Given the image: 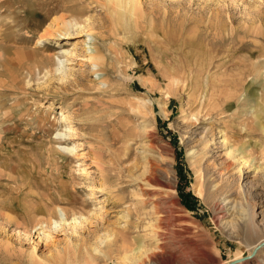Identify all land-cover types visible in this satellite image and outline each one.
I'll use <instances>...</instances> for the list:
<instances>
[{
  "label": "rangeland",
  "instance_id": "rangeland-1",
  "mask_svg": "<svg viewBox=\"0 0 264 264\" xmlns=\"http://www.w3.org/2000/svg\"><path fill=\"white\" fill-rule=\"evenodd\" d=\"M128 2L0 0V264H264V0Z\"/></svg>",
  "mask_w": 264,
  "mask_h": 264
},
{
  "label": "bare ground",
  "instance_id": "bare-ground-1",
  "mask_svg": "<svg viewBox=\"0 0 264 264\" xmlns=\"http://www.w3.org/2000/svg\"><path fill=\"white\" fill-rule=\"evenodd\" d=\"M118 1V0H117ZM137 8H138V4H137V0H129V2H128V10H129V12L130 13H135V11L137 10ZM54 27V31L55 32H59V33H61V32H68L69 30H70V28L72 29L73 28V26L71 25V23L70 22H62V24H61V26H60V24H59V22H51L50 24H49V26H48V28L47 29H49V28H53ZM77 27V26H76ZM80 28V29H79ZM46 29V30H47ZM84 29V27H82L81 25H79V27L78 28H76L75 30L77 31V32H82V30ZM88 33H90V37L92 36V34H93V31L90 29V30H88ZM90 42V41H89ZM88 50H89V58L91 59V60H93L94 61V65H99V63L97 62L99 59H100V55L98 54V52L96 51V49H95V47H92L91 45H89V47L87 48ZM67 53H72L71 51H67ZM209 57V56H208ZM26 58V57H25ZM96 61V62H95ZM204 61V60H203ZM59 64V63H58ZM190 69V68H189ZM56 70H58V71H61L62 72V70H63V66H62V62L59 64V66L56 68ZM209 70V69H208ZM95 73H97L96 71H95ZM189 73H190V71H189ZM189 78V77H188ZM176 79H178V78H176ZM190 79L192 80V82H191V84L193 83H196V85H198V81L199 80H197L196 81V76H191L190 77ZM203 80V79H202ZM208 81V80H207ZM100 83H105V81L104 80H101V82ZM205 85H206V83H205ZM213 85V84H212ZM185 86H186V84H185ZM194 86V85H193ZM215 86H216V84H215ZM209 88V87H208ZM214 88V87H213ZM212 88V89H213ZM194 89V88H193ZM211 89V88H210ZM211 89V90H212ZM227 89V88H226ZM231 90V89H230ZM232 91V90H231ZM230 91V92H231ZM215 92V91H214ZM194 94L196 93V91L195 92H193ZM236 93V92H235ZM211 94H213V93H211ZM225 95V94H224ZM249 95H250V97H249V99H253V101H254V103H255V105H254V109H255V113L252 115V117H246L245 115H243V118H245L246 120H245V123H244V121H243V123H244V125L246 126V128L245 129H251V128H254L255 126L257 127V128H259V129H261L262 130V128L264 129V105L263 104H261L260 102H258V98L256 97V96H254V92L253 91H251L250 93H249ZM229 95H227L226 94V96H224V97H228ZM208 98V97H207ZM209 99H210V97H209ZM209 101V100H208ZM201 112V111H200ZM198 113H199V111H198ZM224 113H225V111L224 110H219V112H217V114H219V115H224ZM210 113H208V115H209ZM61 115H63V113L61 114ZM66 116V115H65ZM65 116L63 115V117L65 118ZM194 118H195V123L196 124H198L199 122H198V117L196 116V115H192ZM199 116V115H198ZM222 117H224V116H222ZM63 118V119H64ZM62 119V120H63ZM198 122V123H197ZM75 128H72V130H74ZM224 132V131H223ZM57 135H60V133H57ZM62 135H64L63 133H62ZM242 137H244L245 138V136H242ZM227 138H228V136L225 134V133H223V142H224V144L227 142ZM232 144V147L230 148V151H229V154H230V156L233 158V160L234 159H236L237 161L238 160H240V164H241V166L239 167V177L240 178H242L243 180L244 179H249V178H253V177H255L254 175H250L249 174V172H250V170H248V169H251V167H252V172H254V173H256V174H258V173H260V172H262L263 171V169H264V144L263 143H257L256 144V152H258V154H259V156H260V162L259 163H255V162H253L251 159H249V158H247V157H243L245 154H247V152H246V147L245 146H242V147H240V150H239V146H236L234 143H231ZM74 149H75V147L74 146H65V147H63V148H61V150H63V151H65V152H67V153H72V152H74ZM237 150H239V153H241V155L238 153L236 156H234V153L237 151ZM206 151V150H205ZM201 152V151H200ZM202 152H204V151H202ZM201 152V153H202ZM208 152V151H207ZM205 159V158H204ZM203 160V159H202ZM151 164V163H150ZM149 164V167H150V170L151 171H149L148 170V168H147V170L150 172V174H149V176L148 177H146V179H145V177H144V179L146 180V182H147V184H150V182H152V178H154V177H152V176H150L151 175V173H152V171L154 172V170L152 169L153 168V164L152 165H150ZM229 166H230V164H228V165H226L224 168L225 169H228L229 168ZM248 170V171H247ZM147 172V171H146ZM148 172V173H149ZM146 174V173H145ZM155 179V178H154ZM152 184V183H151ZM147 187H149V186H147ZM154 187V186H153ZM150 188V187H149ZM216 189V191L219 193V195H224V194H226V193H228L229 192V190H228V188H227V185L226 184H224V183H221L220 185H217V187L215 188ZM151 190V192H154L153 191V189H150ZM148 192V191H147ZM150 192V193H151ZM145 194V193H144ZM146 195H149L148 193L146 194ZM60 211H62V209H59ZM62 214L65 216V213L62 211ZM63 217V216H62ZM61 220H63L64 222L67 220L65 217L63 218V219H61ZM46 221V220H45ZM72 221H74V222H76V218L75 217H73V219H72ZM42 222H44V220L43 221H41V223ZM45 223V222H44ZM58 221H54V224H55V226H57L58 225ZM253 225V221L251 220V222H250V226H252ZM117 233H114V232H112V233H109L108 231L105 233V238H104V241L105 240H109V243L111 242L110 240H111V238H112V241H115L116 239H119V240H121V242L122 243H127V240L129 239L126 235H125V233H124V231L122 230V231H116ZM155 236H157V238H155L154 237V239H156V243L154 244V246H155V252L154 253H152L151 255L150 254H148V250H146V249H144V246L143 245H137V246H135V247H132V248H130L129 250H127L125 253H124V256H125V259H126V261H129V262H131V263H134V262H144V258L145 257H147V258H149V257H151V256H154V257H156V256H158V258H156V260L158 259V260H160L161 262H163V259H164V256H169V260L170 261H174L175 260V258H176V256L175 255H173L172 253L170 254H168V252H167V250L168 249H170V246L168 245V241L166 240V238L165 239H163L162 237H160L161 236V234L160 233H155ZM132 240H136L137 239V237L135 238V237H132L131 238ZM104 241H101L102 243L104 242ZM155 241V240H154ZM263 242H264V239L263 240H261V241H259L258 243H257V245H259V244H263ZM142 243V242H141ZM129 246H130V244H129ZM146 248V247H145ZM253 249V248H252ZM154 254V255H153ZM247 256V255H246ZM151 259H152V257H151ZM241 259V258H240ZM149 260H150V258H149ZM165 260V259H164ZM236 260H239V259H236ZM159 261V262H160ZM158 262V263H159ZM145 263V262H144Z\"/></svg>",
  "mask_w": 264,
  "mask_h": 264
},
{
  "label": "water",
  "instance_id": "water-1",
  "mask_svg": "<svg viewBox=\"0 0 264 264\" xmlns=\"http://www.w3.org/2000/svg\"><path fill=\"white\" fill-rule=\"evenodd\" d=\"M254 251H255V250H253V251L251 252V254H253ZM237 262H238L237 260H233V261H231V262H229V263H227V264H235V263H237Z\"/></svg>",
  "mask_w": 264,
  "mask_h": 264
}]
</instances>
